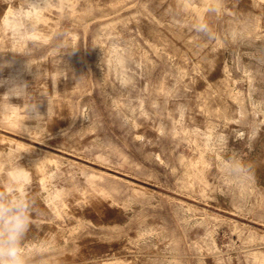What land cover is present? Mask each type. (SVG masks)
Instances as JSON below:
<instances>
[{
  "label": "rangeland",
  "instance_id": "obj_1",
  "mask_svg": "<svg viewBox=\"0 0 264 264\" xmlns=\"http://www.w3.org/2000/svg\"><path fill=\"white\" fill-rule=\"evenodd\" d=\"M0 206L26 264H264V0H0Z\"/></svg>",
  "mask_w": 264,
  "mask_h": 264
},
{
  "label": "clouds",
  "instance_id": "obj_2",
  "mask_svg": "<svg viewBox=\"0 0 264 264\" xmlns=\"http://www.w3.org/2000/svg\"><path fill=\"white\" fill-rule=\"evenodd\" d=\"M25 208L0 206V264H26L21 237L26 228Z\"/></svg>",
  "mask_w": 264,
  "mask_h": 264
}]
</instances>
